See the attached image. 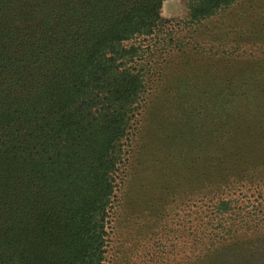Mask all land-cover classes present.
Instances as JSON below:
<instances>
[{
    "label": "trees",
    "instance_id": "16d2710c",
    "mask_svg": "<svg viewBox=\"0 0 264 264\" xmlns=\"http://www.w3.org/2000/svg\"><path fill=\"white\" fill-rule=\"evenodd\" d=\"M163 1L0 0V32L16 30L0 37V264H102L146 82L127 42L157 34ZM230 1L192 0L190 18ZM260 191L246 206L264 226Z\"/></svg>",
    "mask_w": 264,
    "mask_h": 264
},
{
    "label": "rangeland",
    "instance_id": "374dc122",
    "mask_svg": "<svg viewBox=\"0 0 264 264\" xmlns=\"http://www.w3.org/2000/svg\"><path fill=\"white\" fill-rule=\"evenodd\" d=\"M191 2L164 0L157 34L127 42L146 82L102 264H264V226L246 206L264 195V0L201 20ZM224 200L225 235L211 224Z\"/></svg>",
    "mask_w": 264,
    "mask_h": 264
}]
</instances>
